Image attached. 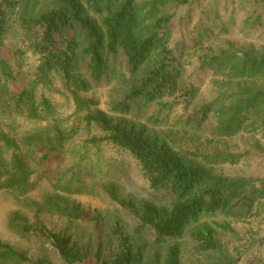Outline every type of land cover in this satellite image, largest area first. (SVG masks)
Returning a JSON list of instances; mask_svg holds the SVG:
<instances>
[{
	"label": "trees",
	"instance_id": "trees-1",
	"mask_svg": "<svg viewBox=\"0 0 264 264\" xmlns=\"http://www.w3.org/2000/svg\"><path fill=\"white\" fill-rule=\"evenodd\" d=\"M193 1L47 0L39 7L32 0H0V128L11 120L14 132L0 134V180L6 179L5 187L27 190L32 173L26 156L36 153L34 147H42L45 152L41 159L48 161L51 156L63 155L69 145L71 154L79 157L77 165L68 169L72 172L84 163L88 145L107 141L129 151L140 162L156 193L167 191L171 196L170 205L153 199L136 202L121 199L111 186L110 197L137 219L135 233L141 236L131 243L122 229L116 228L114 235L120 237L117 248L99 236L92 252L79 247L70 236L44 225H24L25 232L37 233L65 264H183L181 245L176 240L188 232L199 256L209 259L208 264H264V248L249 259L243 256L241 247V243L255 241L262 233L264 175L233 177L217 174L214 169L241 163L242 159L250 163L264 160V49L238 47L219 36L206 44L204 40L210 38L205 36L206 31H200L203 40L192 45L173 44L174 14H169L168 9ZM254 2L257 8L264 6V0ZM15 12L25 36L18 49L11 51L13 56L21 59L28 52L38 56L37 65L25 73L26 82L21 87L16 83L20 74L15 73V63L1 53L6 52L4 39ZM261 17L254 13L249 17L256 28L263 26ZM189 46L193 54L199 53L200 69L219 72V77L211 80L209 97L186 76L189 60L185 52ZM121 55L127 70L117 77L127 83V96L115 109L126 113L128 102L144 100L157 103L160 112L170 116L181 106L188 114L180 121L193 132H189L190 136L201 139L196 135L211 125L213 137L206 142L213 146L212 152L204 153L200 145L178 148L151 135L143 126H129L110 117L82 95L92 83L110 76ZM80 63L85 67L78 66ZM59 94L74 102L75 112L68 118H62L63 112L54 99ZM19 117L29 123L23 132L15 130ZM82 125L97 130L103 139L88 137L79 148L72 147L70 142ZM243 133L254 137L253 151L233 154L219 149L218 142ZM4 150L11 153L8 165ZM70 188L69 184L67 189ZM57 209L69 218L95 223L97 232H102L99 214L60 206ZM221 215L222 222L209 220ZM240 222L257 223L258 230L253 226L249 234L242 235L233 227ZM145 232L152 235L154 245L169 244L164 257L160 253L147 256L148 244L139 242ZM232 242L237 245L232 246ZM258 244L264 246V238ZM8 262L45 264L42 260L33 262L26 253L0 239V263Z\"/></svg>",
	"mask_w": 264,
	"mask_h": 264
},
{
	"label": "rangeland",
	"instance_id": "rangeland-1",
	"mask_svg": "<svg viewBox=\"0 0 264 264\" xmlns=\"http://www.w3.org/2000/svg\"><path fill=\"white\" fill-rule=\"evenodd\" d=\"M45 5L47 0H32ZM255 0H194L191 4L175 9L170 7L169 14H174L171 28L173 30V44L192 45L194 42L203 40L200 31L208 32L204 43L208 44L219 36L229 39L238 47L255 46L257 49H264V6L255 7ZM164 10H167L164 9ZM262 16L261 28L254 26V20H250V15ZM13 22L10 23V30L4 39L6 52L2 56L11 59L17 67V86L21 87L26 82L25 73L33 69L38 62V56L28 52L23 58L14 57L13 52L18 49L22 42L24 31L20 28L18 12H15ZM27 48V47H26ZM192 46L187 47L185 54L189 60L186 67V76L190 77L196 85H199L205 94L211 96V80L219 77L218 71L200 69L199 53L193 54ZM10 52H8V51ZM26 50V49H25ZM117 63V65L115 64ZM114 62L116 68L111 70L110 76L103 77L100 83H92L83 96L92 100L97 109L107 113L116 120H123L129 126H143L148 129L151 135L162 137L172 142L178 148L188 149L195 145H200L201 150L212 152V145L206 140L212 139L211 125H206L196 135L201 139L190 136L193 132L185 128L180 118L186 116L187 111L179 106L167 116L161 113L157 103L148 104L144 100L128 102L129 110L120 113L115 106L126 100L127 83L120 77V72L127 70V62L124 55L117 57ZM78 66L85 67L84 64ZM59 110L63 112L62 118H68L75 112L74 102L71 98L63 95H55ZM191 112V111H190ZM15 130L23 132L29 123L24 118H18ZM12 122H4L0 128V134H13ZM194 129H196L194 127ZM103 139V135L97 130H88L82 125L80 133L70 142V145L81 146L82 141L88 137ZM218 142V147L222 152L240 154L245 151H253L254 137L248 133H243L234 139H223ZM264 143V142H263ZM35 154L28 153L26 158L32 175L29 179L27 190L7 189L5 178L0 180V239L10 244L18 251L26 253L33 262L39 260L45 264H65L58 257L57 252L50 244L41 240L34 231L27 233L24 225L39 224L44 225L49 230L56 233H63L70 236L79 247L96 250L98 241L108 242L112 247L117 248L120 237L114 235L116 228H121L126 237L133 243L136 237H141L135 233L139 227L137 219L109 195V188L115 187L121 199H132L140 202L144 199L160 200L162 203L170 205L171 196L167 191L155 192L151 187L148 177L142 170L140 162L127 150L115 146L107 141L88 145L84 163L68 171L77 165L78 156H73L69 145L64 154L51 156L47 161L41 158L45 150L38 146L34 147ZM6 164L11 161V153L3 152ZM253 161V160H252ZM215 169V173L227 176H243L250 173L254 175H264V160L260 163L242 159L241 163L225 164ZM78 173L76 179H72L73 174ZM70 184L71 188L67 189ZM56 203L60 207L69 210L81 209L87 213L99 214L102 220V232H97L95 223L69 218L65 213L59 211L57 207L51 206ZM221 216L213 219L223 221ZM17 218L13 225V219ZM228 219L225 217V220ZM207 220V219H205ZM256 224L237 223L234 228L242 235H247ZM262 233L255 237V241L248 240L241 243L242 254L251 259L256 252H261L264 248L258 247L259 241L264 238V226ZM144 237L140 243L145 245L147 256L160 253L164 257L169 244L162 247L156 246L152 242V235L149 232L143 233ZM100 236V240L98 239ZM228 238V237H227ZM226 240H229L227 239ZM137 241V240H136ZM148 241V242H147ZM258 241V243H257ZM181 245L183 264H208L209 259L199 256L196 251V243L191 233H186L185 237L176 240ZM237 245L232 242V246ZM259 250H257V248ZM258 252V253H259ZM245 254V255H244ZM260 254V253H259ZM246 260V259H245ZM2 264V263H0ZM4 264H17L8 262ZM35 264V263H33Z\"/></svg>",
	"mask_w": 264,
	"mask_h": 264
}]
</instances>
